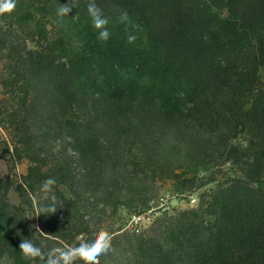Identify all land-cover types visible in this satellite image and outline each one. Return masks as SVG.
I'll list each match as a JSON object with an SVG mask.
<instances>
[{
	"label": "trees",
	"instance_id": "trees-1",
	"mask_svg": "<svg viewBox=\"0 0 264 264\" xmlns=\"http://www.w3.org/2000/svg\"><path fill=\"white\" fill-rule=\"evenodd\" d=\"M72 2L66 17L57 10L69 0H15L0 16V128L29 162L19 180L0 179V264H28L23 238L47 255L88 234L85 196L144 205L149 185L225 162L234 175L212 179L195 208L122 243L110 233L122 262L71 264H264V0H96L106 42L89 0ZM48 177L56 183L41 192ZM35 211L67 225L43 233Z\"/></svg>",
	"mask_w": 264,
	"mask_h": 264
},
{
	"label": "rangeland",
	"instance_id": "rangeland-1",
	"mask_svg": "<svg viewBox=\"0 0 264 264\" xmlns=\"http://www.w3.org/2000/svg\"><path fill=\"white\" fill-rule=\"evenodd\" d=\"M68 26L69 24L64 21L60 22L59 25L55 23L53 32L57 33L61 31L62 27L66 29ZM262 76L264 77V74H262ZM28 165L29 162L26 158L19 161L16 160L13 156L11 142L6 133L0 128V179H10L11 181L19 180L22 175L26 174ZM182 172V182L163 180L149 185V196L147 203L144 205L140 203L131 204V202L122 200V203L114 210L113 207H102L99 203L100 198L98 196H85L84 200L87 198L89 206L81 210V215H79L78 218L79 221L81 218L83 222L88 224L87 227L89 232H87L88 234L86 235H91L97 229L103 228L109 233H113L112 235L119 237L118 240L122 243L127 236L152 234V231L157 230L167 219L177 216L181 211L195 208L199 201L198 195L202 193L204 189L213 188L215 186L214 182H210L212 179L222 181L234 175V170L230 162H225L221 165L186 166ZM191 179H195L194 183ZM7 196L11 203L15 205L20 204L17 194L12 189L9 190ZM136 216L143 217L137 231L131 223L132 218ZM30 219L32 220V224L43 233H49L51 230L50 227L53 224L56 226L67 225L63 221L48 215L40 214L38 211L31 214ZM80 235L81 234L78 236ZM66 245L68 244L60 241L55 244V247H64ZM112 252L113 250L103 253V258L109 262L119 256L118 251H114V254ZM123 258L124 255H121L117 260L121 261ZM89 259L94 263L97 262L96 258ZM1 264H12V262L5 258L1 261ZM37 264H44V262L40 261Z\"/></svg>",
	"mask_w": 264,
	"mask_h": 264
},
{
	"label": "clouds",
	"instance_id": "clouds-1",
	"mask_svg": "<svg viewBox=\"0 0 264 264\" xmlns=\"http://www.w3.org/2000/svg\"><path fill=\"white\" fill-rule=\"evenodd\" d=\"M15 8V0H0V14L11 13ZM74 8L72 0L66 5H60L57 10V16L66 17L69 15L71 9ZM87 14L91 20L92 27L96 30L97 39L106 42L110 37V31L106 27L108 24L107 17L104 16L101 8L98 6L96 0H89L87 4ZM118 19L121 22H129L131 17L129 11L125 8L120 11ZM136 33L129 32L128 39H135ZM56 183L52 177L46 178L40 191L49 193L52 191V186ZM56 205L53 202L41 208L42 213H54ZM38 229V228H37ZM39 230V229H38ZM110 233L101 228L97 229L93 234H81L70 244L64 247H53L45 255L42 246H39L32 238H23L19 245V254L28 261V264H37V260L43 261L44 264H71L76 256H83L85 258H97L101 254L109 251L111 247Z\"/></svg>",
	"mask_w": 264,
	"mask_h": 264
},
{
	"label": "built area",
	"instance_id": "built-area-1",
	"mask_svg": "<svg viewBox=\"0 0 264 264\" xmlns=\"http://www.w3.org/2000/svg\"><path fill=\"white\" fill-rule=\"evenodd\" d=\"M195 201V200H194ZM143 220L142 216H136L132 218L131 223L134 225V229L137 231L139 224L141 223V221Z\"/></svg>",
	"mask_w": 264,
	"mask_h": 264
}]
</instances>
